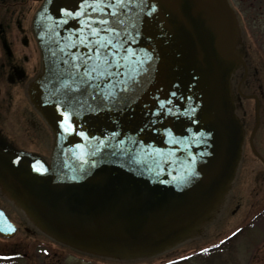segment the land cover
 Listing matches in <instances>:
<instances>
[{"label":"water","instance_id":"95a60500","mask_svg":"<svg viewBox=\"0 0 264 264\" xmlns=\"http://www.w3.org/2000/svg\"><path fill=\"white\" fill-rule=\"evenodd\" d=\"M30 33L39 68L24 93L48 152L0 133V197L25 226L120 263L208 236L235 195L244 98L255 100L248 144L264 164L252 144L258 99L242 92L258 71L230 0H39ZM13 227L0 215V235Z\"/></svg>","mask_w":264,"mask_h":264},{"label":"rangeland","instance_id":"374dc122","mask_svg":"<svg viewBox=\"0 0 264 264\" xmlns=\"http://www.w3.org/2000/svg\"><path fill=\"white\" fill-rule=\"evenodd\" d=\"M233 5L240 11L241 8L244 9V15L247 19L245 21L242 19L245 23V30H244V39L246 46L248 47L249 51V59L250 64L252 66L257 67V74L260 78V84L264 88V13H262L263 17L257 16V12L255 13L254 9L260 8L261 6L251 7L253 6L251 2L254 0H231ZM4 4H3V3ZM39 0H4L0 1V4H3L0 6V22L3 24H6V33H7V39L12 46L13 50L15 49V52L20 54L21 50V43L24 46H27L26 48H23L25 52L29 55L26 56L29 58H32L34 52H36V55H38L36 51V45H34L35 40L32 39L31 33H30V18L33 14L34 10L36 9V6L38 5ZM249 4V5H248ZM260 10H258V13ZM256 17V18H255ZM19 28L26 34V36H21V31H19ZM244 29V28H243ZM27 40V43H23L21 41V38ZM25 37V38H24ZM28 37V38H27ZM36 44V42H35ZM29 60V59H28ZM2 61V58H0V62ZM39 68V63H37V68L34 70V72H28L29 74L27 78H31L35 72H37ZM24 79L21 81L16 82L15 84L12 83H6L4 84L8 88V101L7 103L3 104L2 100H0V127L3 128L1 131H3L6 135L11 136L12 138L17 137L19 141H21L24 145H28L31 149L42 151L43 153H47L48 150L45 148L49 144L50 135H48V131L46 129V126L44 122L37 117L36 113L32 111L31 106L26 98V95L24 93V86L28 79ZM3 88L0 86V98H3ZM14 92H18L17 95L14 94ZM13 96V97H12ZM264 103V98H263ZM252 103L250 102V105ZM260 110H262V124L260 128H264V104L260 101ZM252 107V105H251ZM33 112L31 114V122L25 120L27 114H30L31 111ZM30 111V112H29ZM18 123H16L15 122ZM36 121L35 123H33ZM251 116H250V122H251ZM40 122V123H39ZM38 124V128L36 125ZM249 126H252V123L249 124ZM37 129H41L40 136L41 138H38V140H35L34 137L36 136L35 133L37 132ZM251 128L247 129V132L250 131ZM45 131V132H44ZM46 133V135H45ZM15 136V137H14ZM16 139V138H15ZM258 148L261 150V153L264 155V142L261 143L260 140H258ZM244 163L242 167V174L240 173L239 178H237V182L235 185L237 187L234 188L233 194L235 193L234 202L231 203L230 207L234 206V203L236 202L237 196L241 193L242 194V205L241 207H244L246 202L244 200L248 198V201L251 200V208L249 207V216H252L255 212L262 211V214L264 216V168L263 166L248 152H245L244 157ZM246 168L248 170L246 171ZM248 172V173H247ZM252 187V188H251ZM241 188V189H240ZM254 190V194L250 197L252 191ZM250 197V198H249ZM261 206V207H260ZM0 207L4 208L7 212H9L11 218L16 221L19 224V232L10 238L2 239L0 238V254L5 253V251H9L12 249H17V247H13V244H18L20 247H23V251L26 252V254H29V256L24 257L23 259L19 258L18 262L16 264H124V263H116L111 262L108 260H102V259H91L88 258L87 260L73 257L69 258L67 255L66 250H61L56 248L55 245L46 242L47 249L50 251L48 252L43 246V243L38 245V243L34 244V239L30 237L35 236L33 232L25 231L23 228L24 223L21 221L20 216L11 208V206L4 200L3 198H0ZM229 207V208H230ZM263 207V209H261ZM245 220V219H242ZM262 222V225H264V219H260V222ZM218 228L216 232L220 231L219 229H222L221 233H227L230 231V228H234L236 224L238 223L236 220L232 219V217H228L224 219ZM263 229V228H262ZM258 230H252L248 234L241 233L236 234L231 242L232 247L236 250L234 259L237 261L235 264H264V231L258 232L260 234L259 239L256 241L258 242L256 246L258 247L257 250L253 249L254 252L250 250V246H254L255 244H252L249 246L250 241L254 239L255 236H257ZM211 232V233H210ZM210 234L206 236L205 238L196 239L190 242H187L186 244L181 245L180 247L176 248L174 252L169 253L171 256L164 257L158 256L155 258H152L150 260H147L145 262H139L138 264H197V261L200 260V257L198 258H186L183 261L180 262L179 257L180 255L187 254L189 252H193L197 248H201V246H205L207 243L210 244L216 240L215 230L211 228ZM243 235V236H241ZM250 235V236H249ZM37 237H40L38 234ZM245 237H248L247 241L244 242ZM41 238V237H40ZM41 240H46L42 238ZM44 242V241H43ZM18 245V246H19ZM41 249V250H40ZM39 250V254L35 255L34 251ZM53 251H58L61 254H58L54 256ZM195 257V256H193ZM21 259V260H20ZM233 259V260H234ZM167 263V261H169ZM203 261V260H200ZM10 264V263H7ZM131 264V263H128ZM135 264V263H134ZM198 264H200L198 262ZM202 264H207L203 263ZM209 264H215L214 261H211Z\"/></svg>","mask_w":264,"mask_h":264},{"label":"flooded vegetation","instance_id":"af4514ba","mask_svg":"<svg viewBox=\"0 0 264 264\" xmlns=\"http://www.w3.org/2000/svg\"><path fill=\"white\" fill-rule=\"evenodd\" d=\"M3 4H0V6H2ZM5 25L6 24H4V26H3V24L0 22V58H2V61L0 62V86H2V88H3L2 93L4 94L3 95V98H0V100H2V103L3 104L4 103L5 104L7 103L8 97H9V95H8V88L4 84H6V83H12V82L15 84L16 82L23 80L26 76L29 75V74H27L28 72H32V73L34 72V70L36 69L37 61H38V55H36V52H34V54H32L33 55L32 58H30V57L28 58L26 56L27 53L25 52V50L23 48H26L27 46H24L22 43L20 44L22 46L21 47V50H20V54L16 53L15 52V49L13 50L12 46L10 45V43H9V41L7 39V33H6V26ZM19 31H21V36H24V35L26 36V34L24 32H22V30L20 28H19ZM21 41L23 43H27V40H25L23 38H21ZM257 88L260 89L261 88V85L259 83H257V81H255V80H251L250 81V84L247 85V89L249 90V92H254V90H257ZM17 93L18 92H14L15 95H17ZM246 99H248L249 101L252 102V108L251 109H254V103H255L254 98L250 97V98H246ZM246 101L247 100H245V102ZM261 103L264 104L263 103V99H262ZM261 112H262V110H261ZM32 113L27 114V116L25 118V120H27V122L28 121L31 122V117L30 116H31ZM259 113H260V108H259ZM249 116H251V119H253L254 113L251 112V115H250V112H248L247 122H248ZM15 122H16V120H15ZM40 132H41V129H37V132L35 133L36 136L34 137L35 140H38V138H41ZM15 138L20 143V145L22 147H25L27 149L28 148L31 149L28 145H24L21 141H19V139H17V137H15ZM258 140H260L261 143L264 142V130H263V133H261V135L258 133V131L256 133V136H255V139H254V145L257 148H258ZM260 152H261V150H260ZM249 154L251 155V157H253L254 159H256V157L254 155H252L250 152H249ZM258 162L261 164V162L259 160H258ZM253 194H254V190L252 191L250 197ZM251 200H252V198H250V201H248L247 205H245V207L243 209H241L237 213L236 220H237L238 223L241 222L242 219H246V218L249 219V215H248L249 212H248V210H249V207L251 208V206H252V204L250 203ZM261 209H263V207ZM259 216H262V211L255 212L250 217L249 221H252L253 222V226L258 225V224H255V222H257L256 217H259ZM242 225L245 226V224H242ZM258 226L256 228L259 230V232L263 233L262 231H264V225L260 224ZM234 227H236V226H234ZM16 229L17 230H16V232H15V234L13 236H15L19 232V228L17 227ZM260 234L258 236H256V237H254V239L252 240L251 244H249V246L252 245V244H255L254 246H252V247L250 246L249 247L250 250L252 251L251 253L254 252L253 249L257 250V248H258L256 246V244L258 242H256V241L259 239ZM30 237L32 239H34V244H36V243H38V245L40 244V248H41V246H42L41 244L43 243V246L45 247V248H43V250L46 249L48 252H50L47 249L46 242H43L40 237H37L36 238L35 236H31V235H30ZM0 238H2V237H0ZM2 239H5V238H2ZM18 245H19V243L18 244H13V247H17V249L14 248L12 250L5 251V253L0 254V264H7V263L16 264L18 262V259L19 258L23 259L24 257L29 256V254H26V252H24L22 250L23 247L22 246L20 247V245L19 246ZM53 253H54V256H56L57 253L58 254H61L58 251H53ZM34 254L35 255H38L39 254V250H37V251L35 250L34 251ZM67 255H68V253H67Z\"/></svg>","mask_w":264,"mask_h":264},{"label":"trees","instance_id":"16d2710c","mask_svg":"<svg viewBox=\"0 0 264 264\" xmlns=\"http://www.w3.org/2000/svg\"><path fill=\"white\" fill-rule=\"evenodd\" d=\"M251 4L253 5V6H251L252 8L256 7V5L261 6L260 8H258V10H260L259 13H258L257 9H254V8L253 9L255 10V13L257 12V16H258L257 19H259V17H263L262 13H264V0H254L253 2H251ZM239 12H240L241 16L243 15V19L245 21H247L245 15H244V9L241 8ZM231 241H232L231 239H228L226 241V244L223 246L220 245V246L210 247L209 249H207L205 251H199L197 254H192L191 256H189V258L200 257V260H203V261L199 260V261H197V264H198V262L200 264H202V262L209 264L211 261H214L215 264H235V263H237V261L235 260L236 258L234 259L236 248L234 249L232 247ZM193 256H195V257H193Z\"/></svg>","mask_w":264,"mask_h":264},{"label":"snow or ice","instance_id":"6c2138e0","mask_svg":"<svg viewBox=\"0 0 264 264\" xmlns=\"http://www.w3.org/2000/svg\"><path fill=\"white\" fill-rule=\"evenodd\" d=\"M120 0H117V3H119ZM81 3H84V0H81ZM60 13H64L65 15H68V16H73V17H80L82 15V13L79 11V10H76V11H73L71 9H68V8H60L58 10ZM93 11L95 12L96 9H93ZM89 20L93 19L92 17H89L88 18ZM81 23H84V21H81ZM99 23L101 25L105 24V21L103 19H100L99 20ZM88 27L91 29V32L93 34L96 33V29L95 28H92L91 25H88ZM80 31H83V29H81ZM73 59H75V57H73ZM85 59H91L90 57H85ZM87 75V74H85ZM57 109L59 110V105H57ZM62 116H63V119L60 120V126L67 132V131H71L72 130V125H71V122L69 120V113L68 112H63L62 113ZM81 135H83V133H81ZM17 160H19L20 158L17 157L16 158ZM34 169L37 170V171H43V169L41 168H36L35 165H33ZM5 229H2L0 228V231H4ZM7 231H12V229L9 227L8 229H6ZM201 251H205L204 249H201Z\"/></svg>","mask_w":264,"mask_h":264}]
</instances>
